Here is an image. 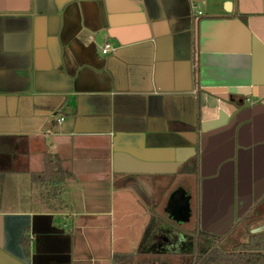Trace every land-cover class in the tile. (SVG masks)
I'll list each match as a JSON object with an SVG mask.
<instances>
[{
    "label": "crops",
    "instance_id": "crops-1",
    "mask_svg": "<svg viewBox=\"0 0 264 264\" xmlns=\"http://www.w3.org/2000/svg\"><path fill=\"white\" fill-rule=\"evenodd\" d=\"M177 190L189 238L264 231V0H0V264L147 263Z\"/></svg>",
    "mask_w": 264,
    "mask_h": 264
},
{
    "label": "trees",
    "instance_id": "trees-1",
    "mask_svg": "<svg viewBox=\"0 0 264 264\" xmlns=\"http://www.w3.org/2000/svg\"><path fill=\"white\" fill-rule=\"evenodd\" d=\"M43 164L42 172L31 174V184L40 186L48 199L59 200L63 192L60 185L66 180V173L55 156L44 155ZM23 245L27 253L28 240L25 238ZM198 252L195 264H264V231L249 235L247 242L234 245L229 252L220 247L212 249V245H199ZM132 260V255L114 254L112 264H130Z\"/></svg>",
    "mask_w": 264,
    "mask_h": 264
},
{
    "label": "flooded vegetation",
    "instance_id": "flooded-vegetation-1",
    "mask_svg": "<svg viewBox=\"0 0 264 264\" xmlns=\"http://www.w3.org/2000/svg\"><path fill=\"white\" fill-rule=\"evenodd\" d=\"M171 219V218H170ZM172 226L162 228L161 233L152 232L149 238L150 248L155 255L154 258H162L161 261L156 260L155 264L168 263L171 258H176L174 264H195L199 254V245H212V249L221 241L222 236H217L209 232H195L193 238L183 233L180 224L171 220ZM192 237V236H191ZM171 261V260H170Z\"/></svg>",
    "mask_w": 264,
    "mask_h": 264
},
{
    "label": "rangeland",
    "instance_id": "rangeland-1",
    "mask_svg": "<svg viewBox=\"0 0 264 264\" xmlns=\"http://www.w3.org/2000/svg\"><path fill=\"white\" fill-rule=\"evenodd\" d=\"M41 193H42V198H48L47 193L45 191L42 190ZM52 201L57 202V199H52ZM58 201L61 203L60 199ZM137 231H138V229L135 232H137ZM133 236H134V234L132 235V237ZM135 236H136V233H135ZM132 237L130 240H127L124 243L119 242V245L121 244V246L119 248L116 247L114 249H125V251H128V252L134 251V250L136 251L137 250V240L135 242V238H132ZM248 237H249V234H248L247 227L243 224H239L223 240H221L218 245L223 251L229 252V251H231V249L234 245L247 242ZM109 242H110V240H109L108 236L107 237L103 236L100 240V244H101L100 247L102 248L103 251H106L104 253H107V251L109 250L108 249ZM133 243H135V246L133 245ZM101 257L106 259V254L102 255ZM144 260L145 259H143V258L137 257L136 264H155L154 262L156 260L161 261L162 258L159 257L158 259H156L154 257H150V259L147 263H144ZM170 260L166 264H174L172 262H174L176 260V258H171ZM103 264H110V262L105 261V263H103ZM130 264H134V261L132 260V262ZM161 264H165V263H161Z\"/></svg>",
    "mask_w": 264,
    "mask_h": 264
},
{
    "label": "water",
    "instance_id": "water-1",
    "mask_svg": "<svg viewBox=\"0 0 264 264\" xmlns=\"http://www.w3.org/2000/svg\"><path fill=\"white\" fill-rule=\"evenodd\" d=\"M188 196L182 191H175L169 198L166 212L176 223H185L189 220Z\"/></svg>",
    "mask_w": 264,
    "mask_h": 264
},
{
    "label": "built area",
    "instance_id": "built-area-1",
    "mask_svg": "<svg viewBox=\"0 0 264 264\" xmlns=\"http://www.w3.org/2000/svg\"><path fill=\"white\" fill-rule=\"evenodd\" d=\"M192 9L194 10V14H195V16H199L201 13L198 11V5H194V6H192ZM109 51H110V46L109 45H104L103 46V48H102V50H101V53H102V55H106V54H108L109 53ZM61 120V119H60Z\"/></svg>",
    "mask_w": 264,
    "mask_h": 264
}]
</instances>
